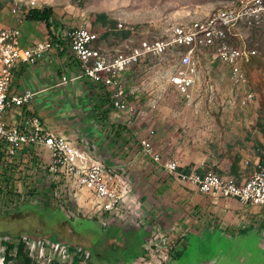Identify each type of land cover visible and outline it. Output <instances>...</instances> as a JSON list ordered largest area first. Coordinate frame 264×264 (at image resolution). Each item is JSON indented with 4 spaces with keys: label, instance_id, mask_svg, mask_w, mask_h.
Segmentation results:
<instances>
[{
    "label": "crops",
    "instance_id": "obj_1",
    "mask_svg": "<svg viewBox=\"0 0 264 264\" xmlns=\"http://www.w3.org/2000/svg\"><path fill=\"white\" fill-rule=\"evenodd\" d=\"M13 24L6 26L0 21V27L21 31L22 47L30 48L43 41L34 34L32 23L25 21L21 23L22 28ZM245 30L249 29L238 26L234 36L241 37ZM61 40L64 45H52L37 64H19L14 69L11 91L18 95L31 91L34 97L21 108L18 116L15 110L9 111L6 119L14 123L20 121V114L38 115L50 131L68 138L78 150L113 167L120 184L127 190L122 219L109 217L100 212L99 201L92 192L77 187L61 174L52 175L51 188L56 186L68 192L66 200L61 201L66 211L73 209L76 213L82 212L83 218H96L99 222L107 220L104 226L107 232L119 230L128 236L130 243L125 249L129 259L135 254L131 264H139L155 252L167 253L169 264L170 253L183 245V239L207 230L221 231L227 236L252 231L263 245L264 206L206 195L196 185L179 178V174L213 172L242 184L264 159V128L258 126L261 120L258 112L251 116L250 104L244 106L240 100L230 99L229 95L234 92L239 99V92L232 87L226 67L213 53H197L194 59V84L190 88L193 100H179L183 95L170 82L181 70L179 58L178 66L167 75L164 84L167 90L163 84L153 90L142 83V70L154 66L160 59L151 57L147 64L127 70L123 74L125 92L137 109L134 122L128 124V116L114 110L110 90L80 76L77 59L66 40ZM105 44L113 51L119 49L115 42ZM253 57L248 62L252 63ZM245 67L246 63L243 68L249 78L247 89L254 92L249 66ZM251 72L253 77L262 75L257 66ZM203 93L206 98L212 94L215 100L199 99ZM255 103L254 107L259 110L260 104ZM145 140L161 155L162 163L154 162L145 153L142 146ZM21 153L15 157L16 165L20 156L23 164L28 161L30 166L47 167L51 161L49 152L42 147H31L26 153L28 159ZM172 160L179 165L177 173H170L163 166ZM110 261L105 258L94 264H127Z\"/></svg>",
    "mask_w": 264,
    "mask_h": 264
},
{
    "label": "built area",
    "instance_id": "obj_2",
    "mask_svg": "<svg viewBox=\"0 0 264 264\" xmlns=\"http://www.w3.org/2000/svg\"><path fill=\"white\" fill-rule=\"evenodd\" d=\"M18 11L16 6L9 12L17 14ZM263 16L264 0H236L233 5L204 19L168 25L159 32L140 39L137 45L125 49L113 51L101 43L102 36L106 33L128 30L121 23L117 28L106 26L103 30H93L91 27L71 29L64 32L62 38L69 42L71 51L79 62L80 76L108 88L114 110L127 115V123L132 124L137 109L128 100L123 74L134 65L147 64L151 57L161 59L172 54L174 58H179L181 70L170 78V82L185 98L190 99V88L194 84V59L197 53L210 51L226 67L232 87L239 92L240 103L245 106L255 102L256 94L247 89L249 78L243 64L259 52L255 46L237 44L232 37L235 28L259 24ZM129 30L133 33V29ZM20 37L19 29L0 27V142L5 143V155L14 157L25 147L46 149L51 158L47 166L50 174H61L65 179L72 180L77 187L89 190L99 201L100 212L122 219L127 190L120 184L113 167L78 150L68 138L50 131L38 115L20 114V121L14 123L6 119V113L24 107L34 97L31 91H25L21 95L11 91L14 69L19 64H37L53 47L48 39L33 47L24 48L20 45ZM142 146L154 162L162 163L161 155L151 142L142 141ZM163 166L168 172L177 173L179 165L172 160L164 162ZM179 178L196 185L206 195L264 206V159L242 184L213 172L204 175L179 174ZM56 247L61 249V259H67L70 248L63 244ZM85 262H90L88 254Z\"/></svg>",
    "mask_w": 264,
    "mask_h": 264
},
{
    "label": "rangeland",
    "instance_id": "obj_3",
    "mask_svg": "<svg viewBox=\"0 0 264 264\" xmlns=\"http://www.w3.org/2000/svg\"><path fill=\"white\" fill-rule=\"evenodd\" d=\"M1 1H4V6L0 9V21L6 26H10L11 23H14L13 25H15V27H21V23L27 21L25 20V16L29 10L33 8L42 9L48 6L54 9L55 21L57 22V27H55L54 31L62 34L71 29L82 27H91L93 30H103L107 24H105V19L100 18V15L106 14L109 20L114 23V25L111 26L112 28H117V25L121 23L128 28L126 32L129 33V29H133V33H130V36L117 46L119 49H125L126 47L137 45L140 39L150 34L157 33L168 25L204 19L220 9L233 5L236 0ZM16 6L19 8L17 14L10 13V9ZM18 20H20L21 23H19ZM32 24L33 32H35L34 34L37 35L38 38L43 41L50 39L45 24ZM104 37L105 34L102 38ZM111 38L113 39V37ZM232 39L237 44L246 47L255 46L259 52L260 56L253 57L252 63L248 61L244 63H246V67L249 66L248 74L250 77V84L252 83L251 85L255 88V90H251L256 93V101L261 106V108L257 110V108L254 107L256 104L255 101L248 105L251 107L248 111L250 114L252 113L251 116L256 115L258 112V117H261L264 113V31L255 32L252 30H245L242 32L241 37L238 38L234 36ZM252 39L257 43H254V41L252 42ZM105 42H103L104 45H106ZM154 63L156 64L147 68V70L143 69L141 75L143 76V85L146 83V88L150 87L156 90L161 87L160 85L165 84L167 75L173 71L175 66H178V57L174 58L172 54H169L160 59V61L157 60ZM255 66L262 70L260 78L253 77L252 75L253 72L251 71ZM164 87L166 90L168 89L167 86L164 85ZM229 97L233 101L238 102L239 100L235 92L230 94ZM193 99L194 95L191 92L190 99L185 98V96L179 98V100ZM199 99L215 100V97L210 94V97L206 98V95L203 93L202 97ZM18 112H22V109H15V113L18 114ZM231 113L235 115L233 111ZM250 114L248 115L250 116ZM15 161L16 160L13 158H7L2 162L3 165L0 167V181L2 180L4 168L13 165V172L11 174L14 175L16 186L18 188L20 187L19 192L22 194L25 193L23 187L24 181L18 183L17 176L19 168L24 169V173L28 174L27 182L31 184L30 188H33L37 184L36 182L47 185V182L43 181L44 178H42V180L40 177H38V179L36 178L35 183L29 179V175L31 176L34 174V168L29 167L30 164L28 161L23 164L20 157L18 158V165H16ZM15 166H18V169H16L17 171L14 169ZM51 178L48 177V180H51ZM18 188L16 191H18ZM50 193L52 194L49 196L50 207H43L42 205L34 203L25 204L20 207L17 196L14 197L15 201L11 204L6 200V194L0 195V212L2 210L14 212L13 215L8 216L0 214V234L12 236L25 234L37 238L41 237L40 239H32L30 243L33 257L39 260L41 264L50 262L54 256L60 259L62 258L61 249L56 246L52 247L51 244L48 246L46 237L53 236L69 242H77L78 240L83 243V239L80 240L74 237L70 230L71 227H74L78 233L83 234H87L89 230L95 228L94 224L91 222L74 220V217L81 215L82 212L76 213L71 209L65 213L58 207L61 206V201L66 200L65 195L68 194L67 191H64L62 188H55L53 190V187L52 189L50 187ZM69 196L74 198L73 194H69ZM36 201H38L37 197L34 199V202ZM18 207L20 208L18 209ZM180 239L183 238L181 237ZM92 240L95 241V238ZM182 241L181 243L183 245L179 247L182 251L181 256L178 260H171L169 264H264V244H261V238L252 231L230 237L221 231L207 230L193 235L190 234ZM3 254L4 248L0 245V264H3ZM167 255L168 254L165 252H155L154 255H151L139 264H167Z\"/></svg>",
    "mask_w": 264,
    "mask_h": 264
},
{
    "label": "trees",
    "instance_id": "obj_4",
    "mask_svg": "<svg viewBox=\"0 0 264 264\" xmlns=\"http://www.w3.org/2000/svg\"><path fill=\"white\" fill-rule=\"evenodd\" d=\"M4 1L0 0V9L3 8ZM101 19H105L107 26H112L114 23L109 20L106 14L100 15ZM25 20L31 23H43L46 26V29L49 32V40L51 41L53 46L56 47H62L64 45L62 38V33L55 32V27H57V22L55 21V14L54 9L52 7H44L42 9L39 8H33L29 10L25 16ZM246 29L252 30V31H264V16L259 24H256L254 26H246L241 25ZM138 29V28H136ZM97 30V29H95ZM130 36V32L126 31H114L111 33H106L105 37L102 38V41H107V43L115 42L116 47L119 46L123 40L127 39ZM113 37V39L111 38ZM67 46L69 45V42L65 41ZM260 56L259 54L254 55V57ZM263 58V57H262ZM264 59V58H263ZM78 61V60H77ZM79 63V62H78ZM260 123L258 122V126L264 128V113L260 117ZM5 143L0 142V167L3 165L2 162H4L7 158H13L15 157H7L5 155ZM35 147V146H33ZM31 147H25L22 150L18 152V155L21 153V155L27 157L26 155L27 151H29ZM19 158V157H18ZM21 159V156H20ZM16 160V159H15ZM29 163V162H28ZM30 168H34V174L31 176L29 175V179L31 181L36 182V178L40 177L44 178L43 181L47 182V185L44 183L36 182L37 184L30 188V185L27 182V175L24 173V169L19 168L18 166H15V170L18 169V176L17 180L19 182H23L24 192H19V188L16 186V181L14 175L11 173L13 172V165L7 166V168H4V172L2 173V180L0 181V195L6 194V200L9 201V203L13 204L14 197H18V203L20 204V207H22L25 204L34 203L37 205H42L43 207H50V198L52 194L50 193V187L52 184L49 182L48 177L51 178L52 174H50L47 170V167H42V165L38 166H29ZM9 168V170H8ZM17 171V170H16ZM7 172V173H5ZM18 188V191L16 189ZM56 188V186H55ZM53 188V190L55 189ZM52 189V188H51ZM18 193V194H17ZM35 197L38 198V201L34 202ZM18 204V205H19ZM18 207V209L20 208ZM62 211L66 213L65 206H58ZM14 212H10L8 210H2L0 214L3 215H13ZM67 215V214H66ZM74 220L77 221H83V222H91L94 224V229L89 230V233L83 234L78 233V231L71 227V233L76 237L77 239H83L84 242L81 243L77 240V242L74 241H65L58 239L57 237H46L47 238V245L49 246L54 245L57 246L58 244H63L70 248V255L67 259H60L56 256L54 258L46 263V264H87L85 262V256L88 254L89 256V264H94L96 262H100L102 259H109L110 260H119V261H125L127 264L132 263V259H134V255H131V259H129V252H127V249L125 247L128 246L130 243V238L128 236H123L121 231H113V232H107L105 229V225L103 222H99L96 218L86 219L83 218L81 215H78L74 217ZM243 234V233H242ZM231 237V236H230ZM41 237H32L29 235H18V236H12L8 234H0V245L4 248V254H3V264H41L39 260L35 259L31 253V241L32 239H40ZM95 238V241L92 239ZM63 241V242H61ZM182 251L179 248H174L172 252L170 253L171 260H178L181 256ZM112 262V261H110ZM113 264V263H111Z\"/></svg>",
    "mask_w": 264,
    "mask_h": 264
}]
</instances>
